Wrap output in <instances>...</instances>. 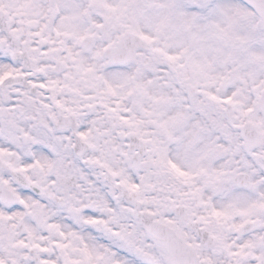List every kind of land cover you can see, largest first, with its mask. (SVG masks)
Returning a JSON list of instances; mask_svg holds the SVG:
<instances>
[{
    "label": "snow or ice",
    "instance_id": "snow-or-ice-1",
    "mask_svg": "<svg viewBox=\"0 0 264 264\" xmlns=\"http://www.w3.org/2000/svg\"><path fill=\"white\" fill-rule=\"evenodd\" d=\"M0 264H264V0H0Z\"/></svg>",
    "mask_w": 264,
    "mask_h": 264
}]
</instances>
